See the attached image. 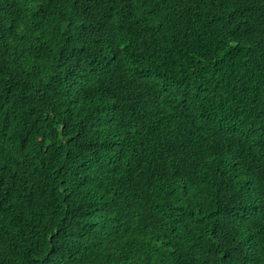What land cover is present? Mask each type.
<instances>
[{"label": "trees", "instance_id": "1", "mask_svg": "<svg viewBox=\"0 0 264 264\" xmlns=\"http://www.w3.org/2000/svg\"><path fill=\"white\" fill-rule=\"evenodd\" d=\"M0 264H264V0H0Z\"/></svg>", "mask_w": 264, "mask_h": 264}]
</instances>
